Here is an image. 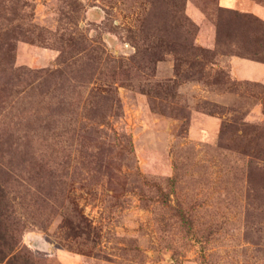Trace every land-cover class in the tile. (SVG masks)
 <instances>
[{"label":"rangeland","instance_id":"374dc122","mask_svg":"<svg viewBox=\"0 0 264 264\" xmlns=\"http://www.w3.org/2000/svg\"><path fill=\"white\" fill-rule=\"evenodd\" d=\"M251 15L0 0V212L35 264H264V81L231 68L264 60Z\"/></svg>","mask_w":264,"mask_h":264},{"label":"trees","instance_id":"16d2710c","mask_svg":"<svg viewBox=\"0 0 264 264\" xmlns=\"http://www.w3.org/2000/svg\"><path fill=\"white\" fill-rule=\"evenodd\" d=\"M250 17L251 20L261 25L264 33V21L253 15ZM252 59L264 62L258 54H254ZM3 216L6 218V214L0 212V264H35L29 255L23 251L21 243L17 239V230L4 223L7 218L2 220Z\"/></svg>","mask_w":264,"mask_h":264},{"label":"crops","instance_id":"0c3cea01","mask_svg":"<svg viewBox=\"0 0 264 264\" xmlns=\"http://www.w3.org/2000/svg\"><path fill=\"white\" fill-rule=\"evenodd\" d=\"M231 68L239 79H252L264 81V63L234 57Z\"/></svg>","mask_w":264,"mask_h":264}]
</instances>
